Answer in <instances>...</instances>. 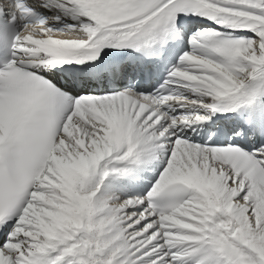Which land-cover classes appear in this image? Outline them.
I'll return each mask as SVG.
<instances>
[{"label": "snow or ice", "instance_id": "6c2138e0", "mask_svg": "<svg viewBox=\"0 0 264 264\" xmlns=\"http://www.w3.org/2000/svg\"><path fill=\"white\" fill-rule=\"evenodd\" d=\"M0 57V264H264V0H6Z\"/></svg>", "mask_w": 264, "mask_h": 264}]
</instances>
